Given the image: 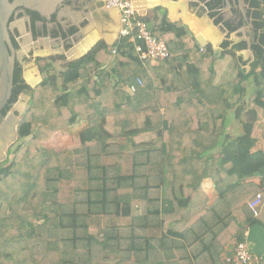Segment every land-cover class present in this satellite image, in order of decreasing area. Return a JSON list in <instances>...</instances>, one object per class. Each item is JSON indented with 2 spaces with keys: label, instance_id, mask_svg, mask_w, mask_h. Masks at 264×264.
<instances>
[{
  "label": "trees",
  "instance_id": "trees-1",
  "mask_svg": "<svg viewBox=\"0 0 264 264\" xmlns=\"http://www.w3.org/2000/svg\"><path fill=\"white\" fill-rule=\"evenodd\" d=\"M221 6L217 0L211 7ZM250 12L258 37L252 70L239 68L220 85L213 47L202 49L163 9L149 26L166 42V60L143 63L135 43L120 38L112 50L100 43L61 73L53 58L46 62L19 140L0 164V264H226L249 229H264V204L256 212L249 206L258 194L264 203V144L255 134L264 117V0H252ZM230 45H222L220 58L249 47ZM13 86L0 122L32 92L21 67ZM230 116L240 136L228 133ZM107 118L117 136L106 130ZM82 125L70 146H48L55 134L66 137ZM77 171L86 185L64 201L62 185ZM258 176L261 185L253 182ZM206 179L218 194L213 202ZM136 202L142 214L134 212Z\"/></svg>",
  "mask_w": 264,
  "mask_h": 264
},
{
  "label": "flooded vegetation",
  "instance_id": "flooded-vegetation-1",
  "mask_svg": "<svg viewBox=\"0 0 264 264\" xmlns=\"http://www.w3.org/2000/svg\"><path fill=\"white\" fill-rule=\"evenodd\" d=\"M216 1L217 0H213L214 3ZM243 1L246 3L245 5H247L245 8L241 7L240 0H221L222 6L219 9H215V12L217 11L216 19L220 17L222 18L225 29L229 32V34L237 32L238 36L241 37L244 36L241 30L244 27L246 29L251 25L250 31L247 32L246 36L249 37L250 44L253 45L258 37L254 26L255 19L252 16L251 12L249 14L250 3L252 2V0ZM10 2L14 3L15 0H10ZM232 2H234L235 5L234 9L230 7V16L227 7H229ZM102 5H104L103 0H62L57 5L55 11L51 14L50 17L41 16L39 14L41 18H37L34 15V12L37 11L29 10L25 7H16L13 10L8 22L11 44L13 45L16 55L14 73L18 67H21L22 70L23 62L25 63L27 61L28 55H31L33 53L34 46L29 40V36H31V39L34 43L38 42L40 39L49 37L57 40V42H59V47L61 48L57 50V52L63 51L62 55L64 56L68 51L65 45L67 41L73 38L77 45H79V42L84 40L86 36L84 29L91 24H98L99 13H104L99 9ZM218 11H221L222 13H218ZM70 12H78L82 14L78 17L75 16L76 20H74L73 17L70 16ZM231 12L234 13V16ZM86 14L89 16L91 15L90 17H92L93 19H87L88 17L86 16ZM26 19H29V21H24ZM250 20H252L253 22H251ZM226 23H229L233 30L226 27ZM12 24H14V26H11ZM240 43H242V41ZM232 44L237 45L236 43H234V41L232 42ZM23 45H29L30 49L29 54H25L23 57V61H21L19 52L23 50ZM77 45L68 53L74 50ZM29 46H27V48ZM52 49L53 47L51 48V50ZM22 79L25 84L31 89V87L26 83L24 76H22Z\"/></svg>",
  "mask_w": 264,
  "mask_h": 264
},
{
  "label": "water",
  "instance_id": "water-1",
  "mask_svg": "<svg viewBox=\"0 0 264 264\" xmlns=\"http://www.w3.org/2000/svg\"><path fill=\"white\" fill-rule=\"evenodd\" d=\"M62 0H15L14 3L10 2V0H0V114L2 110L7 106L9 103L10 99L12 98V92H13V81H14V70H15V62H16V55H15V50L13 48V45L11 44V39L9 35V29H8V22L9 19L12 15L13 10L16 7H25L26 9L37 11L38 14L41 16L45 17H50L51 14L55 11L57 5L61 2ZM241 2V7L245 8L247 5L243 0H240ZM213 0H188L187 1V6L188 10L205 16V17H211L214 18V24L217 25L222 31H225V26L223 23L221 24H216V18L212 17L211 15L215 13V9H212L213 5ZM234 2H232L227 9L229 10V15H230V7L234 9ZM249 9V8H247ZM250 10V9H249ZM217 12V11H216ZM218 13H222L221 11H218ZM232 13V12H231ZM82 14V13H81ZM78 12H70V16L73 17L74 20H76L75 16H80L81 15ZM234 16V13H232ZM88 19H93L89 15L86 14ZM231 16V15H230ZM24 21H29V19H26ZM253 22L252 20H250ZM249 21V22H250ZM93 22V21H92ZM11 26H14L12 24ZM251 26V25H250ZM245 27L241 30L244 36H238L237 32H234L232 34L228 35L234 38H237L238 43L246 42L248 46H250V39L247 35V32L250 31L251 27ZM86 28L84 29V32L86 33ZM29 40L33 44V48H39V50L43 49L44 46L47 47L48 49H51L52 47H55L57 44L59 45V42L57 40L49 37V38H44L40 39L38 42L34 43L31 39V36H29ZM96 46V45H95ZM94 46V47H95ZM252 46V45H251ZM251 46L246 49L241 51L242 55V61L244 62H252L255 60L254 58V53L251 49ZM23 50L19 52V57L20 60L23 61V57L25 54H29V50L26 47V45H23ZM93 48H91L87 53L83 54L81 57L76 58V59H68V62H75L82 57H84L86 54H88ZM63 51L57 52V53H50V55H62ZM48 55H36L35 57H45ZM26 83L31 87V90L34 91V89L43 81L41 80L40 82L37 83H30L28 80H26ZM33 92L30 94L27 93H22L18 100L11 106L10 112L7 113L6 117L2 119V122L0 123V164L5 162L8 157V150L10 147H12L14 144L17 143L19 140V134H18V127L20 122L23 120L29 104L32 99ZM22 99H27V105L26 107L23 108L22 114L20 115L19 119H17L14 123V126L12 127V131L14 134V137H12L11 140L5 141L6 133L8 131V119L10 118L11 112L18 107V102Z\"/></svg>",
  "mask_w": 264,
  "mask_h": 264
},
{
  "label": "crops",
  "instance_id": "crops-1",
  "mask_svg": "<svg viewBox=\"0 0 264 264\" xmlns=\"http://www.w3.org/2000/svg\"><path fill=\"white\" fill-rule=\"evenodd\" d=\"M187 1L188 0H135V4L139 13L147 20V22H151L155 18V11L157 9H163L164 11H166L167 20L169 22L185 26L201 48L205 49L208 45H211L216 53V58L219 59L222 55V48H220L221 42H217L218 37L216 33L220 30V28L214 24V18L207 17L206 19L203 16L188 10ZM107 12L108 14H110V17H113L116 19V21H118L117 32H114V34L112 35L109 34L105 36L106 38L108 36V40L111 41L108 42L105 40V44L110 50L118 40V35L120 31V15L118 10L116 9H110L107 10ZM89 26L88 30L86 31V36L84 40L89 41V43L92 45L91 47H94L103 39V34L100 33L98 29H96V25L91 24ZM225 38L223 36V39ZM234 43L238 44V42L235 41ZM240 54L241 51L237 54V58L235 59L232 56L229 57V55H226V58H228V61H226V63L230 64L232 58L237 62V73H234V75H232L230 78H226L227 82L232 81L236 78L239 68L245 70L247 73L251 72L252 70L251 65L254 61L244 62L242 61ZM259 71H261V69H258L256 72L258 73ZM228 133L232 137H237L242 134L241 126L232 116H230ZM255 134H259V136L261 137V141L264 144V117L262 115H260L259 120L256 123ZM253 182L257 185H261L262 177H256ZM203 189L208 195L210 202H213L218 197L215 186L211 179H206L204 181ZM263 204L264 203L262 202V206ZM180 216L182 219L188 221L190 219L189 208H184ZM246 235L247 241L252 249V253L254 257L258 260V264H264V229L260 226H255L252 229H249L246 232Z\"/></svg>",
  "mask_w": 264,
  "mask_h": 264
},
{
  "label": "rangeland",
  "instance_id": "rangeland-1",
  "mask_svg": "<svg viewBox=\"0 0 264 264\" xmlns=\"http://www.w3.org/2000/svg\"><path fill=\"white\" fill-rule=\"evenodd\" d=\"M134 2H135V0H134ZM103 3H104V5H102L99 9L102 12H104V13L101 14V13H99L100 11L97 12V13H99V15H98L99 16V22L96 25V29H98V31L103 34V39L98 44H100V43H106L105 40L108 41V42H111L110 40H108V36H107V38L105 36L106 35H109V34L112 35V34H114V32L116 33L117 32V28H118V21H116L115 18L110 17V14H108V12L106 11V10H108V8L106 7V0H103ZM203 17L207 19V17H205V16H203ZM143 19L147 22V20L144 17H143ZM147 23L149 25V22H147ZM89 27H87L86 30H88ZM120 29H121V22H120ZM218 30H219V28H218ZM219 31H217V33H216L217 34V37H218L217 42H221L222 45L225 42H230L231 45L228 48V50H231L233 48V46H234L232 44V42L233 41L238 42L237 41V38H234V37L229 36L227 30H225L224 32L221 30L220 32L221 33L223 32L222 34ZM223 36H224V38L225 37L226 38L223 39ZM120 38H122V37H120L118 35L117 42L119 41ZM221 44H220V48H222V45ZM65 45H66V48L68 50L67 51V53H68L71 49H73L77 45V43L72 38L71 40L67 41V43ZM27 46H29V45H27ZM58 47H59L58 44L55 47H53L54 51H53V49L51 50V49H48L47 47H44L41 50H39V48H37V49L36 48H33V53L31 55L30 54L28 55L27 61L25 63L23 62V66H22V76H24V79L29 80V77L33 76V78L31 80H29V81H36V83H37V82H40L41 80H43V74L41 72V68L51 58H53V62H54L53 64H54V67H55L56 71L58 73H61L62 71H64L66 69L67 64L69 63L68 62V59H69L70 53L72 51L70 53H68V54L66 53L64 56L63 55H57V54L56 55H53V54L50 55V53H57V50L61 49L60 47L59 48ZM95 47H93V48H95ZM113 47L110 50H112ZM29 49H30V46L28 47V50ZM225 51H226V49H223L222 48L221 54H223ZM239 52L236 53V55H235L236 57H233L231 54H228V55H229V57L232 56L235 59V58H237V54ZM36 55H48V56H45L44 58L43 57L42 58H36L35 57ZM227 56H225L223 58H219L215 62V64H214L215 70H216V73H217V79L215 78V82L218 85L223 84V83H226L227 82L226 78H228V77L230 78L232 75H234V73H237V71H236V66H237L236 60H234L232 58V61L230 62V64L229 63H226V61H228V58H226ZM240 56L242 58V55L241 54H240ZM38 59H41V61H38ZM224 60H225V63H224ZM32 92H33V90H32ZM21 102L25 106L26 103H27V99L20 100L18 103H21ZM10 111L11 110H9V112ZM19 112H21V111L18 110L16 112H14V113H16V114H14V116L16 118L19 117ZM4 118H2V119H4ZM8 122H10L9 119H8ZM13 124H14V122H13ZM105 128H106V130L111 135L117 136L118 133H117V129L115 127L114 119L113 118H107V123L105 125ZM83 129H84V126L83 125L80 126V127L72 128L70 130L71 134L69 136H66V137H64L59 132V133H57V134L54 135V137L52 138V140H51V142L49 143L48 146L51 147V148L57 149V150H62L64 148L70 146L72 144V136H74L75 134L81 132ZM16 144H14L12 146V148H14L16 146ZM129 164H130V160L123 161V165L124 166H128ZM85 185H86V175H85V173L84 172H81V171H77L76 172V175H75V179H73V181L68 182V183H64L62 185V189H61V199L64 200V201H67V200L72 199L73 196H74V194H73V188L82 187V186H85ZM133 210H134V212L136 214H142L144 212L145 208H144V205L142 203L136 202L134 204V206H133ZM93 226H94L93 227V230H96L97 229V226L96 225H93Z\"/></svg>",
  "mask_w": 264,
  "mask_h": 264
},
{
  "label": "built area",
  "instance_id": "built-area-1",
  "mask_svg": "<svg viewBox=\"0 0 264 264\" xmlns=\"http://www.w3.org/2000/svg\"><path fill=\"white\" fill-rule=\"evenodd\" d=\"M106 7L118 10L121 22L119 36L135 43V50L141 62L157 64L170 57L166 42L153 34L148 23L140 15L134 0H106ZM128 91L135 94L136 87L131 86ZM261 204L262 195L258 194L249 206L256 212ZM246 236L245 233L244 241L236 246L233 254L224 258L226 264H258Z\"/></svg>",
  "mask_w": 264,
  "mask_h": 264
},
{
  "label": "bare ground",
  "instance_id": "bare-ground-1",
  "mask_svg": "<svg viewBox=\"0 0 264 264\" xmlns=\"http://www.w3.org/2000/svg\"><path fill=\"white\" fill-rule=\"evenodd\" d=\"M91 46L92 45L89 43V41L83 40L80 45H77L76 49L72 50V52L70 53L69 59H76V58L81 57L83 54L87 53L91 48H93ZM32 78H33V76L29 77V80H31ZM29 82L30 83H36V81H29ZM26 105H27V103H26ZM26 105L24 106V104H22V102L18 103V107H16V109L11 112V115L9 118L10 122H8V127H7L8 131L6 133L5 141L11 140L12 137H14V134L12 131V127L14 126L13 122L15 123V121L17 119H19L20 115L22 114L23 108L26 107ZM18 110L21 112H19V117L17 116L18 118H16L14 116V114H16V113H14V112H16Z\"/></svg>",
  "mask_w": 264,
  "mask_h": 264
}]
</instances>
